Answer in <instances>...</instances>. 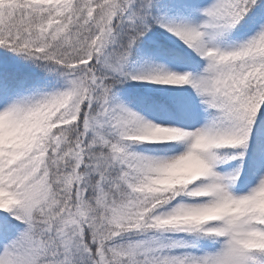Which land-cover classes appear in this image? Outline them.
<instances>
[{
	"label": "snow or ice",
	"instance_id": "obj_1",
	"mask_svg": "<svg viewBox=\"0 0 264 264\" xmlns=\"http://www.w3.org/2000/svg\"><path fill=\"white\" fill-rule=\"evenodd\" d=\"M0 264H264V0H0Z\"/></svg>",
	"mask_w": 264,
	"mask_h": 264
}]
</instances>
